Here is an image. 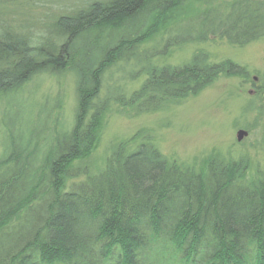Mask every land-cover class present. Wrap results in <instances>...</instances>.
Here are the masks:
<instances>
[{"label": "trees", "instance_id": "1", "mask_svg": "<svg viewBox=\"0 0 264 264\" xmlns=\"http://www.w3.org/2000/svg\"><path fill=\"white\" fill-rule=\"evenodd\" d=\"M191 1L86 0L48 27L56 40L12 30L0 13V100L25 104L24 86L40 73L76 75L67 127L56 117L37 125L19 110L0 119V264H264V168L248 173L244 158L214 152L185 164L147 129L114 143L100 170L87 166L112 106L153 112L222 74L247 76L198 50L182 64H148L133 77L146 75L138 87L110 92L105 78L125 51L152 57L140 46L156 34L162 53L173 45L172 17L198 20L190 43L216 36L243 46L264 36V0L195 11Z\"/></svg>", "mask_w": 264, "mask_h": 264}, {"label": "rangeland", "instance_id": "2", "mask_svg": "<svg viewBox=\"0 0 264 264\" xmlns=\"http://www.w3.org/2000/svg\"><path fill=\"white\" fill-rule=\"evenodd\" d=\"M19 1L0 8L1 17L4 16L12 30L27 33L34 40L45 39L46 36L54 40L55 35H50L51 28L48 27H51L60 13L70 12L76 6L82 7L85 2L31 0L27 4L25 0ZM225 1L227 0H192L185 5L195 11ZM141 19L142 17L137 16L131 23L136 25ZM168 21L170 34L167 39L170 38L173 45L162 53L164 34H156L140 46L141 51L151 52L152 57L141 56L138 52L139 55L132 58L130 51H125L126 58L115 64L110 70L112 75L109 73L105 78V85L109 86L111 93H117L121 87L128 90L138 87L146 75H139L134 83L133 77L148 64H182L198 50L208 53L214 62L229 59L244 66L247 76L222 74L196 95L185 97L179 102L167 103L153 112L135 114L132 110L122 111L120 107L112 106L103 119L98 145L87 161L89 170H100L110 147L129 138L139 129H147L155 136L156 145L162 153L185 164L214 152L223 157L244 158L248 173L257 168L263 169L264 36L243 46L229 44L216 36H210L207 41L190 43V39L199 36L198 20L185 18L177 21L172 17ZM106 92L107 87L105 94ZM22 99L25 104L18 99H1L0 119L4 113L13 118L17 116L13 115V111L19 110L25 116L34 117L37 125H42L48 117H56L67 127L72 123L76 105V75L68 70L57 74H37L24 86ZM240 129L247 134L237 141L236 134Z\"/></svg>", "mask_w": 264, "mask_h": 264}, {"label": "water", "instance_id": "3", "mask_svg": "<svg viewBox=\"0 0 264 264\" xmlns=\"http://www.w3.org/2000/svg\"><path fill=\"white\" fill-rule=\"evenodd\" d=\"M246 134H247L246 131L242 129L238 130L236 134L237 141H240L243 138V136H245Z\"/></svg>", "mask_w": 264, "mask_h": 264}, {"label": "bare ground", "instance_id": "4", "mask_svg": "<svg viewBox=\"0 0 264 264\" xmlns=\"http://www.w3.org/2000/svg\"><path fill=\"white\" fill-rule=\"evenodd\" d=\"M85 1H86V0H85ZM89 1H92V0H89ZM110 70H111V69H110ZM110 70H109V73H111ZM111 74H112V73H111Z\"/></svg>", "mask_w": 264, "mask_h": 264}]
</instances>
